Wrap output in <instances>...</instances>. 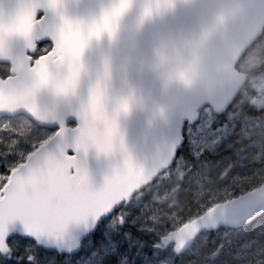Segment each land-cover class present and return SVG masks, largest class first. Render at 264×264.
Here are the masks:
<instances>
[{
	"label": "snow or ice",
	"instance_id": "6c2138e0",
	"mask_svg": "<svg viewBox=\"0 0 264 264\" xmlns=\"http://www.w3.org/2000/svg\"><path fill=\"white\" fill-rule=\"evenodd\" d=\"M131 6V0H119L85 28L61 11L64 0L0 3V62L5 65L0 71V264H174L175 257L199 251L210 231L236 230L264 215V72L253 71V79L246 78L230 99H225L227 85H221L218 101L194 110L188 126L197 150L191 163L175 168L168 160L149 170L133 163L117 122L129 111V100H117L110 114L107 89L99 82L87 102L70 113L77 119L75 128L55 103L44 102V89H51L57 102L75 94L83 50L94 37L114 36ZM173 7L174 0H147L141 22ZM49 12L56 23L49 22ZM242 14L251 19L230 51L236 62H226V70L240 71V61L264 36V27H258L264 25V5H241ZM53 122L59 126L50 132ZM224 137L238 152L251 150L259 167L232 176L229 165L213 178L203 161ZM118 139L123 165L96 189L80 156L93 147L113 154ZM132 207L152 209L151 226L139 229L152 237L151 244L122 231ZM227 248L220 243L203 255L202 264H220ZM81 252L86 255L77 262ZM230 257L228 264H264V239L246 241Z\"/></svg>",
	"mask_w": 264,
	"mask_h": 264
},
{
	"label": "water",
	"instance_id": "95a60500",
	"mask_svg": "<svg viewBox=\"0 0 264 264\" xmlns=\"http://www.w3.org/2000/svg\"><path fill=\"white\" fill-rule=\"evenodd\" d=\"M12 2L0 0L5 7ZM146 2L131 0L132 6L120 17L114 36L109 37L104 33L99 39L94 37L89 41L80 59L82 69L85 67L86 72L83 75L80 73L74 97L57 102L51 93L44 92L42 98L46 103H55L60 114L67 115V125L75 128L77 119L70 113L77 110L81 103L87 102L96 73L102 71L107 62L111 73V84L107 89V110L111 114L117 100H129V111L121 113L117 120L120 136L133 163L149 170L163 160L170 161L173 166L186 141L184 135L181 138V133L194 110L205 101H218L221 85H227L225 99H230L247 78L246 74L230 66L226 70L225 64L236 62V55L229 56L230 51L242 39L251 18L242 14L227 21L221 32L208 41V56L216 66L215 71L188 90L170 78L169 69L194 46L190 36L200 30L201 14L208 0H191V3L174 0L172 9L164 11L162 15L154 14L141 22ZM152 2L155 3V0ZM211 2L213 10H216L225 6L227 0ZM238 2L258 7L264 5V0ZM118 3L119 0H64L65 7L61 11L74 20L82 21L86 28L93 21H99L106 11ZM48 19L51 23L57 22L51 12L48 13ZM70 123L75 125L70 126ZM58 126V123L53 122L48 128L57 129ZM119 143L118 139L117 151L110 155L98 152L94 147L86 154H81L80 160L94 188L102 187L105 179L115 169L122 167L123 156L119 151ZM261 216L255 217L248 224Z\"/></svg>",
	"mask_w": 264,
	"mask_h": 264
},
{
	"label": "rangeland",
	"instance_id": "374dc122",
	"mask_svg": "<svg viewBox=\"0 0 264 264\" xmlns=\"http://www.w3.org/2000/svg\"><path fill=\"white\" fill-rule=\"evenodd\" d=\"M260 43L256 47H253L249 50L248 55L244 57L240 69L242 71H248L250 73H253V71H262L264 72V36L260 39ZM253 79V76H252ZM250 79V81L252 80ZM223 115L220 116L222 118ZM226 119V118H224ZM209 123L212 121L209 120ZM50 132H54L52 129H49ZM187 136L189 141V147L191 148V152L193 154L194 151L197 150V145L193 144L190 139V131L189 128H187ZM229 152L230 156H226L225 158V152ZM218 156V157H216ZM216 157V158H214ZM225 159V160H224ZM191 163V160H178L175 167L180 165L181 163ZM203 163L209 165L211 167V175L213 178H216L219 176L224 169L228 168L229 165H231V168L229 169L230 174L232 176H238L242 174H247L250 172L253 168L259 167V162L254 161L252 158V151L247 150L244 152H238L237 148L231 147V142L228 140L227 137H224L222 141H220L218 144L211 147V150L207 153V158ZM227 163V166H224V164ZM174 167V168H175ZM186 188H193L194 185L190 183V181H185ZM184 196V193H181L180 198ZM129 216L134 217L135 214L138 215H144L146 217V211L140 208L132 207L128 210ZM150 217V216H149ZM135 218H130L128 223L123 226L122 231L126 233H131L133 238L137 235L134 233L131 229V226L137 225V222H133ZM142 225L151 226V221H142L140 222V227ZM235 235V236H234ZM149 236V235H148ZM234 236V237H233ZM152 240V237L149 236ZM117 239H122L121 237H117ZM141 240L145 241V239L140 238ZM252 240L250 237L249 231H246L245 228H242L240 230H232V229H225L221 228L218 231L215 232H209L207 235V238L202 244L199 246V251L193 249L192 250V257L194 260L193 262H197L199 264H202V257L204 254L211 252L214 248H216L220 243L226 242L228 244V248L226 249V254L221 258L220 264H228V261L231 259L230 253L235 252L238 250L239 246L244 244L246 241ZM146 242V241H145ZM210 242V243H209ZM231 242V243H230ZM124 247L122 250L127 249V242L125 241ZM150 244V243H147ZM209 245V246H208ZM150 248H146L145 251L150 253ZM202 249V250H201ZM185 254V253H184ZM86 253L82 252L79 256L75 257V260L78 262L82 257H84ZM134 255V254H133ZM183 256V255H181ZM181 256L175 257V264H182L181 261H179L178 258ZM198 257V258H197ZM227 260H226V259Z\"/></svg>",
	"mask_w": 264,
	"mask_h": 264
},
{
	"label": "clouds",
	"instance_id": "9594fccd",
	"mask_svg": "<svg viewBox=\"0 0 264 264\" xmlns=\"http://www.w3.org/2000/svg\"><path fill=\"white\" fill-rule=\"evenodd\" d=\"M185 2L191 3V0H185ZM162 14L163 12L160 15ZM240 14L241 4L238 0H227L225 6L216 10H213L212 2L208 0L206 9L201 14L200 30L190 36L194 41V46L186 51L181 60L171 65L169 69L170 78L176 83L181 84L184 88L191 90L206 78L210 77L215 71L216 66L208 56V41L214 35L221 32L227 21L238 17ZM106 65L107 75L105 74ZM64 71H67L66 68ZM85 72L86 68L84 67L81 70V74L83 75ZM98 82L106 89L110 87L111 73L107 62L103 70L96 73L94 85ZM164 84L167 86V81ZM44 92L52 94L51 89H44ZM75 94L69 95L67 99H71Z\"/></svg>",
	"mask_w": 264,
	"mask_h": 264
},
{
	"label": "trees",
	"instance_id": "16d2710c",
	"mask_svg": "<svg viewBox=\"0 0 264 264\" xmlns=\"http://www.w3.org/2000/svg\"><path fill=\"white\" fill-rule=\"evenodd\" d=\"M242 61L239 63V68H240V65H241ZM240 71H241V69H240ZM242 72H248V71H245V70L242 69ZM248 74H249V76L252 77V73L248 72ZM222 118H226L225 117V114L222 116ZM262 127H264V124H262ZM187 128H189L188 125H186V127L184 129V136L186 138V141H185L184 145L182 146V148L178 152L177 160L174 163L173 168L177 164V161L178 160H182V159L192 160V158H191L192 152H191V148L189 147V141H188V136H187V132L188 131H186ZM228 155L230 156V153L226 151L225 152V158ZM216 157H218V156H216ZM216 157H214V158H216ZM227 165H228L227 163L224 164V166H227ZM183 198H184V196H182L181 199H183ZM150 200H151V197H148V198L145 199L144 203L147 204ZM144 210L146 211V217L144 215H138V214H142V213H138V214H135L134 217H130V218H135V220H134L135 222H137V218H139L137 225L131 226V229L130 230H132L134 233L137 234L135 236V238L145 239L146 243H150L151 244V241L152 240L150 239V237L147 234H144V233H142V232L139 231V229H140V222H142V221H149L148 218L152 214V209L151 208H145ZM244 228H245L246 231H249L251 239H257V240L264 239V215L261 218H259L258 220L254 221L253 223L245 226ZM123 247H124V244H123ZM123 247H122V249H123ZM191 252H192V250H190V251L186 252L185 254H183V256H181L180 258H178L179 261H181L182 264H199L197 262H193L194 260H192L193 257H192V253ZM175 263L176 262L174 261V264Z\"/></svg>",
	"mask_w": 264,
	"mask_h": 264
},
{
	"label": "flooded vegetation",
	"instance_id": "af4514ba",
	"mask_svg": "<svg viewBox=\"0 0 264 264\" xmlns=\"http://www.w3.org/2000/svg\"><path fill=\"white\" fill-rule=\"evenodd\" d=\"M4 67H5V65H1L0 66V71H2Z\"/></svg>",
	"mask_w": 264,
	"mask_h": 264
},
{
	"label": "bare ground",
	"instance_id": "6f19581e",
	"mask_svg": "<svg viewBox=\"0 0 264 264\" xmlns=\"http://www.w3.org/2000/svg\"><path fill=\"white\" fill-rule=\"evenodd\" d=\"M243 152H244V151H243ZM257 235H258V234H257ZM257 235H256V236H257ZM234 236H235V235H234ZM234 236H233V237H234ZM209 243H210V242H209ZM230 243H231V242H230ZM208 246H209V245H208ZM201 250H202V249H201ZM197 258H198V257H197ZM188 259H189V258H188ZM225 259H226V258H225ZM174 260H175V259H174ZM226 260H227V259H226ZM176 263H177V262H176ZM223 264H224V263H223Z\"/></svg>",
	"mask_w": 264,
	"mask_h": 264
}]
</instances>
